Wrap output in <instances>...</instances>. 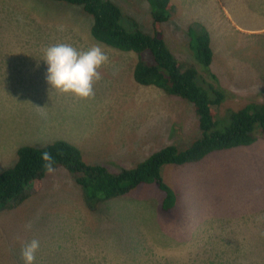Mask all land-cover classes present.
Returning a JSON list of instances; mask_svg holds the SVG:
<instances>
[{"label":"rangeland","instance_id":"obj_1","mask_svg":"<svg viewBox=\"0 0 264 264\" xmlns=\"http://www.w3.org/2000/svg\"><path fill=\"white\" fill-rule=\"evenodd\" d=\"M111 1L126 17L120 24L133 20L152 33L146 0ZM170 1L174 13L163 29L172 55L197 65L188 27L176 24L177 18L192 21L195 12L228 94L223 104L236 110L264 102V2L245 1L228 10L232 18L217 22L208 18V0ZM90 26L79 6L0 0V173L16 163L23 146L64 140L85 165L116 174L166 146L184 150L199 137L191 104L138 85L136 55L95 41ZM58 43L78 50L99 45L109 56L93 97L63 94L47 83L44 51ZM160 174L176 194L169 210L162 209L164 193L156 185L141 184L92 212L73 174L63 167L46 173L23 203L0 211V264H24L22 249L33 239L40 244L34 264H264V140L196 163L164 165Z\"/></svg>","mask_w":264,"mask_h":264},{"label":"trees","instance_id":"obj_2","mask_svg":"<svg viewBox=\"0 0 264 264\" xmlns=\"http://www.w3.org/2000/svg\"><path fill=\"white\" fill-rule=\"evenodd\" d=\"M79 6L91 18V35L95 41L123 52L136 55L133 79L141 86H153L169 96L191 104L200 135L186 149L166 146L150 155L134 169L109 173L102 166H87L79 150L64 140L43 148L23 146L17 151V161L0 173V211L23 203L28 189L47 173L41 154H52L55 168L63 167L75 176L83 202L88 210L96 211L100 203L123 196L141 184H154L163 193L162 209L175 206L176 194L161 177L164 165L182 166L196 163L208 155L234 148L248 147L264 140V102L248 101L232 109L223 101L228 95L219 74L213 69L214 51L209 34L202 25L188 28V49L195 63L176 59L165 43L162 24L173 14L170 0H147L151 7L152 33H144L136 21L126 18L111 0H51ZM130 29L126 31L123 27ZM145 54L150 55L147 61ZM220 111V114L217 111Z\"/></svg>","mask_w":264,"mask_h":264},{"label":"clouds","instance_id":"obj_3","mask_svg":"<svg viewBox=\"0 0 264 264\" xmlns=\"http://www.w3.org/2000/svg\"><path fill=\"white\" fill-rule=\"evenodd\" d=\"M170 18L171 14L168 21ZM60 30H63L62 26ZM165 43H167L166 40ZM43 60L47 64L46 79L51 88L63 94H72L80 99H89L95 95L94 85L102 79L100 69L109 63V56L99 45H94L87 50H78L71 44L58 43L45 49ZM37 108L40 110L41 115H46L44 112L45 107ZM41 160L47 173L51 174L55 171L56 161L51 153L43 152ZM25 227L31 229V222L26 224ZM39 246V241L36 239L31 240L24 246L21 252L24 264H34Z\"/></svg>","mask_w":264,"mask_h":264},{"label":"crops","instance_id":"obj_4","mask_svg":"<svg viewBox=\"0 0 264 264\" xmlns=\"http://www.w3.org/2000/svg\"><path fill=\"white\" fill-rule=\"evenodd\" d=\"M245 1H254L257 3L264 2V0H224V3H221L220 0H208V6H209L208 18H212L213 20L217 22H219V20L221 22H226V19H224L222 15H225V17H227L228 19H230V17L232 18L228 10L242 9L241 4ZM177 22H176L177 26L178 24H182L187 27H192L193 22H195V24L197 23L200 24V21L197 19L195 12H194V19L192 21H189L186 18H177ZM51 103L52 102H46V104H51ZM36 116H38V114H36ZM48 120H49V117H48Z\"/></svg>","mask_w":264,"mask_h":264}]
</instances>
